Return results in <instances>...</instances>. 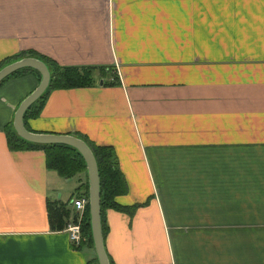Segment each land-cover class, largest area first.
<instances>
[{
    "label": "crops",
    "instance_id": "1",
    "mask_svg": "<svg viewBox=\"0 0 264 264\" xmlns=\"http://www.w3.org/2000/svg\"><path fill=\"white\" fill-rule=\"evenodd\" d=\"M9 2L49 9L0 43V66L94 69L89 85L49 89L23 126L112 149L126 211L100 213L111 264H264V0ZM37 83L22 70L0 84V264H96L46 212L83 172L65 178L40 149L7 146Z\"/></svg>",
    "mask_w": 264,
    "mask_h": 264
},
{
    "label": "trees",
    "instance_id": "2",
    "mask_svg": "<svg viewBox=\"0 0 264 264\" xmlns=\"http://www.w3.org/2000/svg\"><path fill=\"white\" fill-rule=\"evenodd\" d=\"M46 62L47 63L43 61L50 74L48 88L44 94L25 112L23 123L26 117L37 115V112L40 109L49 89H55L59 87L71 88L75 85L85 86L92 82L91 73L94 70L92 68H60L51 61L50 63L48 61ZM29 71L33 72L39 78V75L35 71ZM19 72L20 71L14 74H18ZM7 132L8 136L6 141L10 151H28L40 149L43 152L45 167L54 170L57 174L65 178H70L75 174L82 173L84 171V164L80 156L73 149L63 145H33L26 143L14 135L11 129V124ZM87 145L91 149L98 174L100 213L102 214L106 209L126 211L125 209H122L120 206H118L114 201L116 197L124 194L125 188L122 176L117 170L112 149L107 146ZM80 197L86 199V182L84 185H80L75 189L73 196L68 200V202L46 204L47 219L49 223V229L51 231H60L65 227L67 222L71 220L73 221L75 219V214L68 204L70 200ZM104 230V223L103 220H101L102 238ZM79 243L80 245L86 244L92 248L86 205L84 206L81 213ZM108 262L111 264L109 259Z\"/></svg>",
    "mask_w": 264,
    "mask_h": 264
},
{
    "label": "water",
    "instance_id": "3",
    "mask_svg": "<svg viewBox=\"0 0 264 264\" xmlns=\"http://www.w3.org/2000/svg\"><path fill=\"white\" fill-rule=\"evenodd\" d=\"M21 70H33L38 75L37 86L25 96L15 108L11 118V129L20 140L33 145H63L73 149L84 164L86 182V207L92 250L96 264H109L103 246L100 220L99 181L95 160L85 141L72 135L34 134L23 126V118L29 107L47 90L50 74L47 66L39 59L22 57L0 67V84L4 79Z\"/></svg>",
    "mask_w": 264,
    "mask_h": 264
},
{
    "label": "rangeland",
    "instance_id": "4",
    "mask_svg": "<svg viewBox=\"0 0 264 264\" xmlns=\"http://www.w3.org/2000/svg\"><path fill=\"white\" fill-rule=\"evenodd\" d=\"M23 7L24 11L22 16H19L18 19H15V7ZM46 6V7H45ZM48 10V3H19V4H10L9 0L6 3L0 4V43L5 45H10V37L11 34H16L17 30L22 27H25L26 22L24 21L27 15H31L33 23H38L40 21V17L33 16L35 14H31L33 12H40L41 10ZM36 13V14H37ZM26 15V16H25ZM5 41L8 43L6 44ZM18 48H26V46L20 47V40ZM14 45L16 42L14 41Z\"/></svg>",
    "mask_w": 264,
    "mask_h": 264
},
{
    "label": "built area",
    "instance_id": "5",
    "mask_svg": "<svg viewBox=\"0 0 264 264\" xmlns=\"http://www.w3.org/2000/svg\"><path fill=\"white\" fill-rule=\"evenodd\" d=\"M85 204L86 200L83 197L74 198L70 201V207L75 214V219L68 222L63 231L67 234L69 241L74 245L80 242V219Z\"/></svg>",
    "mask_w": 264,
    "mask_h": 264
}]
</instances>
